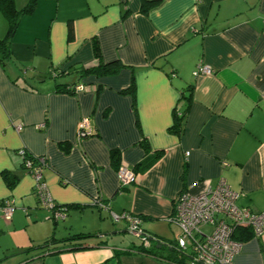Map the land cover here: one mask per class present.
I'll list each match as a JSON object with an SVG mask.
<instances>
[{
	"label": "crops",
	"instance_id": "1",
	"mask_svg": "<svg viewBox=\"0 0 264 264\" xmlns=\"http://www.w3.org/2000/svg\"><path fill=\"white\" fill-rule=\"evenodd\" d=\"M143 1L35 0L20 16L0 57V202L14 207L10 219L0 210V264H173L134 252L139 239L112 213L139 217L166 244L149 247L177 249L174 198L220 177L239 206L264 212V0H147L158 3L146 12ZM6 31L0 11V39ZM95 44L100 61L124 66L51 76L96 65ZM203 65L211 73L195 74ZM70 83L82 88L55 89ZM83 117L91 136H78ZM21 149L45 159L42 178L64 218L39 205ZM118 166L133 170V183L119 187ZM3 172L17 176L12 187ZM76 233L88 234L81 245L37 248ZM232 264H264V233L241 241Z\"/></svg>",
	"mask_w": 264,
	"mask_h": 264
},
{
	"label": "built area",
	"instance_id": "2",
	"mask_svg": "<svg viewBox=\"0 0 264 264\" xmlns=\"http://www.w3.org/2000/svg\"><path fill=\"white\" fill-rule=\"evenodd\" d=\"M207 65L200 66L195 74H210ZM52 74V73H51ZM82 85L76 86L80 90ZM79 137H87L95 132L89 126L88 117L78 123ZM25 170L34 179V193L40 206L51 211V218H64L65 208L57 206L42 178V169L46 161L41 156L27 154L19 150ZM33 159L36 160L33 163ZM116 175L119 187H124L135 180V173L125 166H118ZM239 193L231 189L227 181L220 177L214 186H208L200 193L182 190L173 201V209L168 220L180 229L176 238V247L182 253L189 254L190 264H232L239 252L241 241L234 239L237 227H248L253 236L264 233V212L255 213L248 207L237 204ZM0 210L7 219L12 217L14 207L10 202H0ZM124 219L128 231L138 238L144 247H149V236L141 229L140 219L128 212L112 213V220ZM208 226L209 230L202 228Z\"/></svg>",
	"mask_w": 264,
	"mask_h": 264
},
{
	"label": "trees",
	"instance_id": "3",
	"mask_svg": "<svg viewBox=\"0 0 264 264\" xmlns=\"http://www.w3.org/2000/svg\"><path fill=\"white\" fill-rule=\"evenodd\" d=\"M158 1H143V11L146 12L150 5L156 4ZM35 0H28L26 5L21 8L17 9L14 3V0H0V11L3 13L7 20V31L3 38L0 39V57L1 59H5L8 57V44L9 40L11 38L12 33L17 27L19 18L24 13H27L31 11L34 7ZM73 34L72 31V25H68V37L71 38ZM94 51L95 55L98 58V63L93 66H84V65H77L74 66L71 71L68 70H60V72L54 75L51 74V76L56 77L61 74H72L77 73L78 78H82L89 75H95V76H107L117 73L124 65L118 61H113L109 63H104L100 61L99 58V49L97 44L94 45ZM59 69V68H58ZM76 84L70 83V84H57L55 89L56 91H67V92H75ZM133 89V83L130 84L128 91H132ZM185 99L188 101L189 97L185 96ZM187 111V104L186 107L182 110L177 109L174 113L173 118V124L171 126V130L174 133H179L181 130L183 117L185 115V112ZM117 152L112 151L111 157L115 158ZM36 160L33 159V163H35ZM22 168L25 172L24 163L22 162ZM118 168V167H117ZM3 178L7 183V186L12 187L17 180V176L15 175H8L7 173L3 172ZM67 209V207H66ZM88 234L84 233H76L72 234L71 236L62 239V240H56L54 238H49L44 240L40 245L37 246V248H46L47 251H52L55 248H47L50 245H55L62 242H68L67 245H81V241L87 237ZM252 231L248 227H237L236 230L233 233L234 239H237L239 241H245L252 237ZM53 247V246H52ZM131 249H133L134 252L145 254V255H151L154 257H158L161 260L167 261L169 263L173 264H190V261L187 260V257L182 255V252L176 249L175 247L171 248L170 250L161 252L160 249H157L154 245L151 247H144L142 243L139 241V243L135 246H133Z\"/></svg>",
	"mask_w": 264,
	"mask_h": 264
},
{
	"label": "water",
	"instance_id": "4",
	"mask_svg": "<svg viewBox=\"0 0 264 264\" xmlns=\"http://www.w3.org/2000/svg\"><path fill=\"white\" fill-rule=\"evenodd\" d=\"M149 240H150V241H156V243H157V247H160L161 245H166L165 243L160 244V241L157 240V239H155L153 236H149Z\"/></svg>",
	"mask_w": 264,
	"mask_h": 264
},
{
	"label": "rangeland",
	"instance_id": "5",
	"mask_svg": "<svg viewBox=\"0 0 264 264\" xmlns=\"http://www.w3.org/2000/svg\"><path fill=\"white\" fill-rule=\"evenodd\" d=\"M205 227H206V228H205ZM205 227H204V228H202V229H203V230H204V229H205V230H206V229H209V228H207L208 226H205ZM134 238H135V237H134ZM134 238H133V239H134ZM137 239H138V238H137Z\"/></svg>",
	"mask_w": 264,
	"mask_h": 264
}]
</instances>
